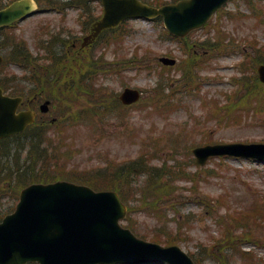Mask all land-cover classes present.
<instances>
[{"label":"rangeland","instance_id":"374dc122","mask_svg":"<svg viewBox=\"0 0 264 264\" xmlns=\"http://www.w3.org/2000/svg\"><path fill=\"white\" fill-rule=\"evenodd\" d=\"M145 1L156 5L161 2L177 0ZM226 11L229 13H217L212 24L210 23L205 28L192 33L188 38L189 42L200 43L207 39L215 40L218 34H222L230 42L235 40L234 50L215 57H213L214 52H209L208 57L210 60L207 67L198 74L200 85L196 86L195 90L187 91L185 88L175 85L178 84L179 80H181L180 82L186 80L181 65L182 60L188 58L185 51L187 42L182 43L171 38L165 32L166 29L162 23L144 19H133L125 22L123 29L118 30L119 34L116 37L118 43L115 42L113 46L105 49L103 54L107 59L118 57L120 55L114 52L115 47L119 46L123 56V61L119 64L121 68L124 67L125 61L135 56L134 59L138 62L145 60V64L147 60L150 61V66H153V69H146L145 65L140 64L136 65L135 68H127L125 72L119 73L118 76L111 72L108 76L101 77L99 81L104 88H107L109 93L117 94V96L127 86L141 89L144 94V106L152 104V93L157 91L156 86L165 85L168 80V82H171L170 85L174 86V95L168 98L174 104V109L164 107L159 111L156 106L143 109L140 104H136L127 107L126 110L120 113H113V118L120 115L124 117L120 122L124 123V126L116 125L109 118H106L104 124L108 122V125L104 127V142H100L98 146L103 149L105 160V162L101 160L103 163H108L110 160L115 163H120V161L124 163L131 162L139 156L141 151L146 150L150 151V154L146 155L149 158V167H160L166 161H168V166L177 162L178 167L182 169L183 166L194 175L199 185V187L195 185V189L190 183L177 181L175 182L176 188L172 183L173 187L167 192V196L161 197V206L165 210L161 209L153 212L151 217L141 210L129 216L130 227L133 228L134 233L148 241H152V238H154L152 231L156 229L157 225L154 219L161 217L163 221L173 220L172 223L168 224V230L180 232L177 227L178 222L182 223L185 216L191 214L193 217L192 223L187 229L184 228V234L189 236L186 237V240H182L181 246L194 254L200 252L202 244H206L210 250L209 238L218 236L217 231L221 228L211 220H207L202 212V206L194 202L195 198L199 199L198 191L214 199L219 193L230 191L235 195V198L232 200L230 197V200L226 202L229 207L234 209L252 206L256 203L263 204L264 202V162L234 156H221L211 158L204 168H200L195 165V156L192 152L195 147L209 143H264V113L252 114L239 125H236L234 121H230V117L225 115L221 119L223 122L230 123L229 126H225L223 122L218 120V113L216 114L214 111L215 103H219L216 100L224 101L226 93H231L239 88V85L235 86L234 84V82H237L236 78H242L247 74L240 71L239 65L241 66L242 62L249 64V61L254 65L256 59L263 55L264 0H232L226 7ZM72 14L73 19H77L78 12ZM73 19H69L65 24L67 26L63 29L56 28V30L61 31L60 33L56 31L58 38L66 36L70 30L75 35L79 33L78 30L80 29ZM50 20L53 21L51 18ZM41 23L42 21H31L23 24L20 28L23 31H19L18 36L25 39L34 53L39 52L44 56L38 48L40 40L38 33L44 25H41L39 30L36 29L38 28L36 25ZM200 47H197L198 52ZM3 50L8 53L10 49L5 47ZM161 56L176 58L178 63L174 68L164 69L160 66L159 58ZM114 63L117 64L116 61ZM62 65L64 63L60 65L58 71L60 72L63 69L64 72H67L69 68L67 66L63 68ZM102 66L100 67L102 68ZM159 68L164 72L163 80L158 78ZM257 68L256 64L250 74L255 72L254 75H256ZM8 69L17 77L25 72L23 68L16 64H11ZM256 86V84H253L251 88ZM169 92L167 90V93ZM118 93L120 94L118 95ZM87 103L86 99H80L78 103L74 104L73 112L79 111V107L87 105ZM153 103L158 104L160 101L154 100ZM58 113L59 111L56 109V114ZM93 120L96 123L102 121L99 118ZM116 120L119 122V119L116 118ZM86 127L76 133L70 132L69 136H75V139H78L77 146L83 148V153L78 158L80 165L84 167L89 164L92 167L90 163L92 155L99 159L100 153L93 154L89 151L92 146H96L97 136L92 135L93 132H90V129ZM118 157L120 161L116 162ZM155 158L159 159L156 160ZM172 158L175 160H171ZM206 168L214 170L220 177L206 178L204 171L201 170ZM93 171L96 172V170ZM166 173L167 175L162 172L160 176L163 177V182L168 183L172 177L169 176L167 171ZM137 180L144 181V178L140 176ZM0 185L3 189L0 193V211L1 214L6 215L14 211L18 199L15 192L7 190L8 188L2 184ZM191 186L192 188H190ZM174 202L180 203L178 210L168 209L166 211L167 204L171 206L174 205ZM222 207L216 206L215 212L219 213ZM217 217H221V215H217ZM256 217L257 215H254L252 219ZM130 221H124L125 225L128 226ZM259 221L249 227L247 232H252L257 237L253 240L261 243L249 242L243 245V249L252 251L251 254L253 255L246 256L251 264H256L260 259L264 262V239L258 236V234H264L262 230L264 217L261 216ZM229 226L231 227L232 224L229 223ZM162 237H164V234H162ZM245 237V235L243 237H237L236 235V239L239 241ZM163 240L165 239L163 238ZM206 258L207 255L204 254L201 264H215L212 259ZM233 259L235 263L242 262L237 257H233ZM141 262L143 261H139V264H152V262Z\"/></svg>","mask_w":264,"mask_h":264},{"label":"water","instance_id":"95a60500","mask_svg":"<svg viewBox=\"0 0 264 264\" xmlns=\"http://www.w3.org/2000/svg\"><path fill=\"white\" fill-rule=\"evenodd\" d=\"M105 1L108 6L106 19L112 21V25L128 16L162 14L173 32L184 35L206 23L226 0H186L161 9L150 8L137 0ZM5 15L2 23L6 22ZM137 98L138 93L132 90L123 95L125 102ZM20 101L7 98L0 102V136L24 129L26 114L15 115ZM236 149L264 158V146L205 147L195 153L198 164H204L212 154L234 153ZM125 215L126 208L116 193H95L88 187L67 182L34 184L22 192L15 213L0 223V264L128 262L134 255L129 251L140 247L155 249V254L172 264H193L177 247L162 248L139 242L131 248L128 245L131 240L125 239L127 232L118 225V220Z\"/></svg>","mask_w":264,"mask_h":264},{"label":"trees","instance_id":"16d2710c","mask_svg":"<svg viewBox=\"0 0 264 264\" xmlns=\"http://www.w3.org/2000/svg\"><path fill=\"white\" fill-rule=\"evenodd\" d=\"M253 94H254L253 91H248L247 96L251 97ZM243 103H246V102H243ZM99 111L100 112L98 114L103 113L102 110H99ZM34 146H36V148L34 150V154L32 153L33 155L29 157L28 159V163L30 164V166L25 170L26 174L17 173L18 176L14 177L17 182V185H16L17 187H19L22 184L24 185V183L26 182L25 179L27 178V175L29 174V172L30 174L28 175V181L34 180V179L35 180L47 179L48 177H50V175L47 172L42 171L39 173H35L32 170L36 168L40 159H42L43 162H46L44 163L45 165L49 164V161L51 160L50 156L52 155V152H54L53 146L50 148L51 143H45V142H35ZM56 156L60 159V153L58 155L57 150H56ZM58 162L59 161L56 159V165L58 164ZM137 167L139 168V173H146L149 177L146 179L145 181L146 183L140 186V189L138 191V194H140V197H141V201H143V203H145L146 205L150 204V202H154L153 204L159 203V202L161 203L162 201L161 197L167 196V192H169L172 189L173 187L172 183H174L175 180H177L180 177H188L187 170L185 169V167L181 169V167L168 166L167 163H165V165H163L161 168H151L149 167L148 163L145 164L140 161ZM131 171L134 172V170H131L128 168L123 173H121L120 177H118L117 179L111 178V179H106L105 181L99 176H90V177L83 176V177H86L84 178L85 181L95 188L115 189V190H118L120 193H122L125 199H128L129 195H128V191L126 190V186L128 185L129 182L128 183L126 182H127V178L132 174ZM165 171H167L169 173V176L172 177L171 181L168 183L163 182L162 180L163 177L160 176V174L162 172L165 173ZM62 173L63 172H58L57 175L58 174L61 175ZM76 174L78 173L72 174V177L74 178L78 177V175ZM57 175H56V178H59V176ZM119 179H121L122 183L117 182V180ZM255 211H257V209Z\"/></svg>","mask_w":264,"mask_h":264}]
</instances>
